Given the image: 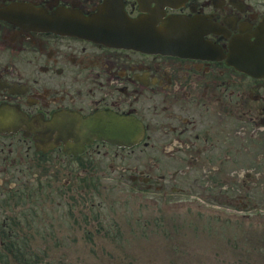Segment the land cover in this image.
Masks as SVG:
<instances>
[{"label": "flooded vegetation", "instance_id": "obj_1", "mask_svg": "<svg viewBox=\"0 0 264 264\" xmlns=\"http://www.w3.org/2000/svg\"><path fill=\"white\" fill-rule=\"evenodd\" d=\"M110 3L146 28L155 16L186 17V50L150 53L54 28L72 16L89 29ZM246 62L264 66V0H0V264H73L76 242L87 245L79 264H138L122 255L123 241L139 237L105 218L107 191L126 200L105 180L163 200L206 182L221 204L246 199L245 217L256 215L264 73ZM99 113L134 123L135 141L87 144L48 127Z\"/></svg>", "mask_w": 264, "mask_h": 264}, {"label": "rangeland", "instance_id": "obj_2", "mask_svg": "<svg viewBox=\"0 0 264 264\" xmlns=\"http://www.w3.org/2000/svg\"><path fill=\"white\" fill-rule=\"evenodd\" d=\"M109 183L114 187L119 186L122 192L129 196L127 200L121 201L113 191L106 192L105 204H113L111 210L106 211L105 218L109 219L107 222L124 221L127 226L126 236L139 237L133 244L134 247L123 241L122 256L125 260L128 261L135 255L138 264H148L149 261L153 264L262 263L254 259L264 256V248L249 242L248 238L257 236L258 239L264 240V219L254 222L235 220L233 237L236 242L228 243L226 233L231 225L230 220L220 213H215L216 210H212L211 206L219 204L218 202L205 198L203 200L206 202L200 201L198 197L201 196H198L194 189L180 195L179 201L164 203L161 198L154 201L151 195L135 193L127 182L109 181ZM260 207L264 210V203H261ZM90 211L89 215L93 216V210ZM165 220H169L168 225L165 224ZM241 242L242 245H239L238 243ZM76 243L75 252L79 253L76 256L80 262L87 255V250H83L87 245ZM41 246L62 250L68 246V243L43 242ZM110 258H114V255L110 254Z\"/></svg>", "mask_w": 264, "mask_h": 264}, {"label": "water", "instance_id": "obj_3", "mask_svg": "<svg viewBox=\"0 0 264 264\" xmlns=\"http://www.w3.org/2000/svg\"><path fill=\"white\" fill-rule=\"evenodd\" d=\"M150 35H151V32H150ZM152 36H153V39L158 38V41H160L161 43H159V42H149V44L146 43V46H147V48L150 49V51H153V52H163V51L164 52H172V50H170V47L173 46L172 42L167 41V39L172 38V40H174L173 35H170L168 32H164V33L152 32ZM164 44H166V45H164Z\"/></svg>", "mask_w": 264, "mask_h": 264}]
</instances>
